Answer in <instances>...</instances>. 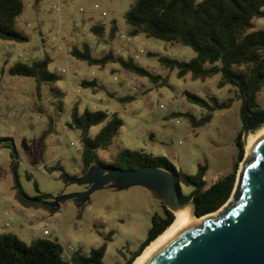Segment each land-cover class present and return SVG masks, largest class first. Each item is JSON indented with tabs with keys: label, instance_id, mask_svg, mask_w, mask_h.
<instances>
[{
	"label": "rangeland",
	"instance_id": "rangeland-1",
	"mask_svg": "<svg viewBox=\"0 0 264 264\" xmlns=\"http://www.w3.org/2000/svg\"><path fill=\"white\" fill-rule=\"evenodd\" d=\"M21 1L23 11L16 19V28L28 40L18 43L0 39V137L11 139L9 147L0 146V229L3 223L8 224L5 232L24 229L27 242L39 237L35 231H43L45 237L60 244L66 257L72 251L87 252L105 243L102 264H125L147 237L151 217L162 215L161 206L165 204L154 191L110 183L92 192L84 203L61 201L58 211L49 216L42 209L17 203L15 185L31 198L38 193L55 197L82 191V186L65 185L62 178L81 176L80 131L67 126L76 107L79 114L84 110L116 113L122 121L112 143L97 151L100 159L110 162V154L124 150L164 157L177 172L187 175L203 167L208 186L231 172L236 163L235 140L239 133L241 138L243 135L241 99L237 100L230 85L217 88L218 76L205 81L192 80L189 75L179 78L176 70L170 71L158 61L160 56L189 61L195 56L190 47L142 33L129 37L124 14L135 0ZM111 20L118 33L108 42ZM95 24L105 28L102 40L90 30ZM252 24L251 30H264V16L253 19ZM82 43L89 45L93 57L109 49L121 57L131 56L151 73L167 76V84L157 86L147 77H129L117 64L99 67L77 60L70 50ZM45 57L49 59L47 70L58 80L51 85L42 83L39 96L33 78L8 73L15 63L31 64ZM82 81H94L95 91L81 86ZM185 93L203 99L215 97L220 102L232 99V104L214 111L207 124L193 127L182 116H174L188 112L199 118L204 113L185 100ZM126 96L133 100H117ZM256 103L264 108V87ZM103 124L92 127L90 134ZM243 158L242 146L233 189ZM180 189L184 195L191 191L183 184ZM5 211L9 212L7 216ZM38 213L43 214L40 220Z\"/></svg>",
	"mask_w": 264,
	"mask_h": 264
},
{
	"label": "trees",
	"instance_id": "trees-1",
	"mask_svg": "<svg viewBox=\"0 0 264 264\" xmlns=\"http://www.w3.org/2000/svg\"><path fill=\"white\" fill-rule=\"evenodd\" d=\"M263 8L264 0H135L125 12L124 20L129 37L142 33L149 38L190 47L195 56L189 61H179L166 56L158 57V61L168 70H176L179 78L189 75L192 80L205 81L218 76L217 88L232 86L237 100L241 99L239 92H242L247 99L249 129L255 131L264 124V108L256 103L257 95L264 87V30L251 29L253 19L264 16ZM22 11L21 0H0V39L18 43L28 40L27 36L16 28V19ZM90 30L98 39L104 38L103 25L95 24ZM117 33L116 23L111 20L106 41H113ZM70 55L88 65L104 67L111 63L117 64L130 74L147 77L154 85L167 84V76L151 73L131 56L121 57L111 49L100 57H93L89 45L82 43L79 48L72 47ZM48 61V57H45L31 64L18 62L8 68V73L33 78L35 91L39 96L42 83L51 85L58 80L56 74L47 70ZM81 86L91 87L95 91L97 85L94 81H82ZM117 100L126 103L132 101L133 97H119ZM185 100L204 110L199 118L188 112L174 115L187 119L193 127L207 124L214 111L227 109L232 104V99L220 102L215 97L203 99L189 93H185ZM101 124L103 125L98 131L91 135V128ZM121 125L122 121L116 113L84 110L79 114L76 107L72 109L67 126L80 131V177L94 164L122 169L152 167L171 173L175 184H183L191 189L186 195L180 193L179 198L181 202L192 199L196 204L197 216L218 210L228 200L235 181L236 165L242 158L241 133L235 140L238 154L231 172L207 186L203 167L194 175H187L177 172L164 157L124 150L110 154V162L100 159L97 151L107 149ZM48 132L45 131L43 137ZM9 143L10 138L0 137V146L9 147ZM14 188V198L24 208L42 209L49 215L55 214L59 209V204L48 206L42 202L49 201L51 195L38 193L31 198L18 184ZM161 209L162 215L154 214L151 217L147 237L125 264H131L170 224L172 213L165 205H162ZM104 250L105 243L87 252L72 251L66 257L56 240L36 238L25 242L11 232H0V264H102Z\"/></svg>",
	"mask_w": 264,
	"mask_h": 264
},
{
	"label": "water",
	"instance_id": "water-1",
	"mask_svg": "<svg viewBox=\"0 0 264 264\" xmlns=\"http://www.w3.org/2000/svg\"><path fill=\"white\" fill-rule=\"evenodd\" d=\"M239 94L245 155L229 199L214 213L197 216L192 199L180 201L174 176L152 167L122 169L94 164L80 178L62 176L65 185L87 186L85 190L59 193L42 202L57 206L73 199L80 204L110 183L120 188L139 185L158 194L168 211L170 207L176 211L172 224L131 264H264V124L250 131L247 99ZM191 213L200 218L194 219Z\"/></svg>",
	"mask_w": 264,
	"mask_h": 264
},
{
	"label": "crops",
	"instance_id": "crops-1",
	"mask_svg": "<svg viewBox=\"0 0 264 264\" xmlns=\"http://www.w3.org/2000/svg\"><path fill=\"white\" fill-rule=\"evenodd\" d=\"M114 70H116V69H113L112 71H114ZM124 71V70H123ZM125 72V74L127 75V76H132L133 74H130V73H128V72H126V71H124ZM22 212V211H21ZM21 212H20V214H21ZM19 214V215H20ZM28 214V212L26 213V214H24V215H27ZM22 215H23V212H22ZM31 215H33V213H31ZM49 216H53V215H49ZM21 217V216H20ZM37 218L40 220V218L42 219L43 218V214H40V213H38V215H37ZM31 226V225H30ZM32 227V226H31ZM28 228H29V226H28ZM30 230V229H29ZM24 232V234H22ZM11 233H13V234H15V235H17L21 240H23V241H25L24 240V236L26 235V233H25V231H24V229H20V228H18V231L17 232H11ZM29 233H31V235H35L34 234V231L32 230H30L29 231ZM35 233H38L37 235H39V237L38 238H47V239H49L48 237H45V234H44V232L42 231V232H37V231H35ZM33 239H35V238H33ZM25 242H27V241H25ZM30 242V241H29Z\"/></svg>",
	"mask_w": 264,
	"mask_h": 264
},
{
	"label": "bare ground",
	"instance_id": "bare-ground-1",
	"mask_svg": "<svg viewBox=\"0 0 264 264\" xmlns=\"http://www.w3.org/2000/svg\"><path fill=\"white\" fill-rule=\"evenodd\" d=\"M244 155H245V149H244ZM170 211H171V213H172V221H171V223H170V224H169V225H168V226H167V227H166V228H165L160 234H162V233H163V232H164V231H165V230H166V229L172 224V222H173L174 219H175V214H174V213H175L176 210H175V209H172V208L170 207ZM216 211H217V210H216ZM214 212H215V211H214ZM214 212H211V213H214ZM211 213H208V214H211ZM208 214H205V215H208ZM191 215L194 217V219H198V218H200V217H195L192 213H191ZM205 215H203V216H205ZM203 216H201V217H203ZM160 234H159V235H160ZM159 235H158V236H159ZM158 236H157V237H158ZM154 239H155V238H154ZM154 239H153V240H154ZM142 251H143V250H142ZM142 251H141V253H142ZM141 253H140V254H141ZM140 254H139V255H140ZM139 255H138V256H139ZM138 256H137V257H138ZM137 257H136V258H137ZM136 258H135V259H136ZM135 259H134V260H135ZM134 260H133V261H134ZM133 261H132V262H133Z\"/></svg>",
	"mask_w": 264,
	"mask_h": 264
},
{
	"label": "built area",
	"instance_id": "built-area-1",
	"mask_svg": "<svg viewBox=\"0 0 264 264\" xmlns=\"http://www.w3.org/2000/svg\"><path fill=\"white\" fill-rule=\"evenodd\" d=\"M55 10H58V8H55ZM78 145V143H76ZM8 211H5L4 214L7 216L8 215ZM8 227V224L7 223H3V227L0 229L1 232H5L4 228ZM64 254H65V251H64Z\"/></svg>",
	"mask_w": 264,
	"mask_h": 264
},
{
	"label": "flooded vegetation",
	"instance_id": "flooded-vegetation-1",
	"mask_svg": "<svg viewBox=\"0 0 264 264\" xmlns=\"http://www.w3.org/2000/svg\"><path fill=\"white\" fill-rule=\"evenodd\" d=\"M86 188H87V186H82V190H85ZM180 193L182 194L181 189H180ZM163 217H165V216H163Z\"/></svg>",
	"mask_w": 264,
	"mask_h": 264
}]
</instances>
